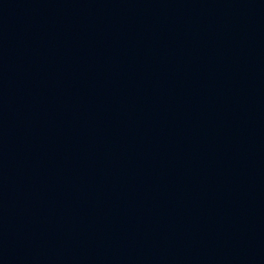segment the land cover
Returning <instances> with one entry per match:
<instances>
[{
	"label": "water",
	"instance_id": "obj_1",
	"mask_svg": "<svg viewBox=\"0 0 264 264\" xmlns=\"http://www.w3.org/2000/svg\"><path fill=\"white\" fill-rule=\"evenodd\" d=\"M0 89L34 264H264V0H0Z\"/></svg>",
	"mask_w": 264,
	"mask_h": 264
}]
</instances>
